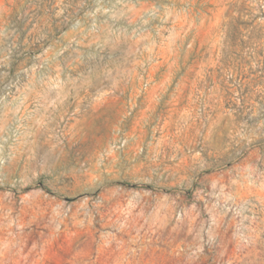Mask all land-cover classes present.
Listing matches in <instances>:
<instances>
[{"label": "rangeland", "instance_id": "obj_1", "mask_svg": "<svg viewBox=\"0 0 264 264\" xmlns=\"http://www.w3.org/2000/svg\"><path fill=\"white\" fill-rule=\"evenodd\" d=\"M0 264H264V0H0Z\"/></svg>", "mask_w": 264, "mask_h": 264}]
</instances>
